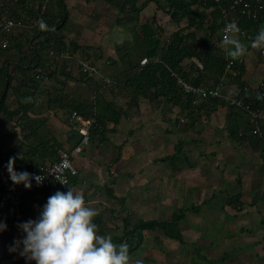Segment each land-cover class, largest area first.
<instances>
[{"label":"trees","instance_id":"16d2710c","mask_svg":"<svg viewBox=\"0 0 264 264\" xmlns=\"http://www.w3.org/2000/svg\"><path fill=\"white\" fill-rule=\"evenodd\" d=\"M257 1L264 3V0ZM168 3L172 8L173 21L180 24L185 20L186 26L179 27L165 40L160 36L161 30L151 28L145 31L143 28L144 53L139 55V59H146V63L142 66L139 62L132 64L128 56H124L119 59L123 70H108L99 79L94 74L73 67L72 62L61 59L63 54L68 53L74 60L88 62L95 67L91 49L77 46L68 38V12L64 0H0V23L12 20L22 25L12 28L6 35L7 44L0 47V123L12 125L7 133L0 134V178L8 174L6 165L9 159L20 153L24 159L15 161L14 170L31 174L34 166L56 161L59 151L69 152L77 146L81 138L69 121L72 111L94 119L88 141L92 145L105 142L106 135L115 132L122 117L138 109L140 98L147 99L153 106L175 108L178 116H192L206 105L212 108L226 106L220 99L200 100L197 105H191L190 96L177 85L174 76L196 86L214 87L224 75L227 54L222 45L218 5L213 0H169ZM225 4L226 1L222 3ZM41 20L47 26L44 29L39 27ZM263 21L264 12L256 20L240 19L237 25L240 31L255 36ZM10 52H14V59L7 58ZM232 60L233 69H238L239 75L228 74L226 78L235 85V91L233 94L226 93L223 88L222 94L242 98L243 104L259 110L258 125L264 131V81L260 87L248 89L241 81L243 70L240 64ZM105 79L112 82L110 87L104 83ZM81 87L89 91L87 98L81 95ZM227 107L229 114L247 116L242 108ZM48 113L68 128L62 140L59 139V131L51 124ZM59 113L64 115L63 119L58 116ZM109 125L112 128H108ZM228 129L230 138L239 143H250L253 147L264 143L251 135L248 118L240 132L237 126ZM262 151L264 155V147ZM179 153L180 149L177 148L176 153L167 160L175 165ZM183 159L188 163L187 158ZM75 178L70 179L71 185ZM234 183L231 195L222 198L221 206H229L239 213L244 205L241 201L240 177ZM12 185L0 186V192ZM228 187L225 186L227 192ZM106 192L110 198H116L110 189H106ZM259 193L255 190L251 195L253 204L264 199V194L259 197ZM39 194L50 197L54 192L44 189ZM118 200L121 203L125 201L124 198ZM20 206L15 210L10 227L0 231L3 252L0 262L8 260L12 264H26L16 260L9 251L14 241L21 240L16 229ZM189 208L198 211L200 206L191 205ZM186 213V208L181 207L172 213L168 221L141 220L124 215L120 217L119 226L110 225L99 213L93 222L98 225V234L111 235L116 244L126 243L131 255L141 246L144 232L159 231L167 239L184 243L180 223L185 220ZM110 214L113 215V210ZM22 247L20 245L19 249L22 250ZM29 264H35V261Z\"/></svg>","mask_w":264,"mask_h":264},{"label":"crops","instance_id":"0c3cea01","mask_svg":"<svg viewBox=\"0 0 264 264\" xmlns=\"http://www.w3.org/2000/svg\"><path fill=\"white\" fill-rule=\"evenodd\" d=\"M168 1L64 0L68 12V38L77 46L91 49L94 65L98 63L102 69L118 72L123 70L119 59L124 56H128L132 64L140 63L139 55L144 53L143 28L145 31H150L151 28L154 31L161 30L160 36L165 40L179 27L186 26L185 20L180 24L173 21L172 8ZM262 28L264 21L259 25L257 32ZM238 38L248 45L247 54L235 59L243 70L241 81L248 89L254 90L264 81V49L251 48L252 41L240 33ZM222 45L227 54L232 46H225L224 43ZM7 58L14 59V52L8 53ZM102 74L98 76L99 79L104 77ZM237 75L238 69L232 76ZM224 88L226 93L233 94L235 91V85L227 78ZM81 95L87 98L89 91L81 87ZM177 112L175 108H160L150 104L147 99L140 98L138 109H133L123 116L115 127V132L106 135L105 142L89 144L88 148L84 146L81 153H73L72 150L68 152L73 163L79 166L78 176H75L71 189L81 191L87 198L90 194L85 193V186L100 185L104 191L110 189L114 198H126L132 191L144 189L145 192H150L156 182L163 186L168 179L166 174L171 173L175 175L179 187L183 182L186 183V188L180 187L178 193L189 192V198H202L203 201L198 206L204 210L208 207L207 202L214 198L216 193L221 199L230 196L232 184L240 177L243 207L252 204L256 212L264 213V201L253 204L251 200L255 190L260 192L259 197L264 193V143L260 142L261 145L253 147L250 143H239L229 135L228 127L237 126L240 132L247 116L229 114L230 111L225 105H217L215 108L206 105L192 116H178ZM60 115L61 113L58 114ZM47 116L50 118L52 114L48 113ZM180 119H183V122H180ZM50 122L59 131V139L62 140L68 128L52 117ZM108 128H112V125ZM7 132V129H0L1 134ZM197 146L201 149L198 150ZM177 148L180 149L179 159L175 165L170 162L168 164L167 158L174 155ZM184 157L193 159L192 165L188 164ZM86 163L93 167L95 165L96 168L88 165L89 171L85 172L83 167ZM97 174L102 175V181H97ZM8 183H12L9 174L1 176L0 186ZM204 183L213 184L209 191L203 190L201 184ZM225 184L231 187L228 192L225 190ZM124 187H127L124 193L118 192ZM166 188L167 183L162 189ZM246 190L250 199L248 203L243 200ZM180 196L183 198L184 194ZM48 198L47 195H29L17 210L16 229L21 240L25 234L18 225L30 219L34 220L32 211L41 213ZM226 208L227 206L222 207L217 203L219 212L225 213ZM243 212L245 208H242L241 213ZM19 250L21 249L17 248L12 251L14 258L29 264L30 260L22 258ZM136 259L142 260L144 264H152L154 260L132 258L133 264ZM0 264L12 263L2 260Z\"/></svg>","mask_w":264,"mask_h":264},{"label":"rangeland","instance_id":"374dc122","mask_svg":"<svg viewBox=\"0 0 264 264\" xmlns=\"http://www.w3.org/2000/svg\"><path fill=\"white\" fill-rule=\"evenodd\" d=\"M95 65L99 69L96 77L100 76V73H108V70L102 69L98 63ZM60 118L63 119L64 115H60ZM11 126L8 122L3 125L0 123V129L10 130ZM88 146L89 144L85 145L87 148ZM197 148L201 149L199 146ZM192 160L190 158L188 161L190 165ZM88 165L93 167L86 163L83 171H89ZM75 166L78 172L79 166ZM103 172L106 174L105 168ZM166 176L168 179L163 184L164 186L167 183L166 190L162 189V184L156 182L153 183L150 192L138 189L139 191L128 193L123 203L119 202V197L110 198L100 185L85 186V193L90 196L84 199L88 206L96 208L102 214V218L112 226H119L120 217L124 215L134 219L168 221L172 213L181 207L186 208V218L180 223L184 243L167 239L159 231L144 232L141 246L130 255L131 258H154L152 264H264V213L256 212L252 204H247L250 202L247 190L243 198L247 202L246 207H243L245 208L243 213H236L228 206L225 213L219 212L217 203L222 204L223 200L221 197L218 198L217 193L207 202L208 207L204 210L192 211L188 207L191 205L197 207L203 201L202 198L195 199L192 196L189 198L191 195L189 192L178 193L180 187L186 188V183L183 182L179 187L175 175L170 173ZM97 177L98 182L102 181L101 174H97ZM201 185L203 190L209 191L213 184ZM126 188L118 192L122 194ZM228 188H231L230 185ZM182 194L183 198L180 196ZM263 201L264 199L259 200L257 204ZM31 214L35 216L34 220L40 215L39 211H32Z\"/></svg>","mask_w":264,"mask_h":264},{"label":"clouds","instance_id":"9594fccd","mask_svg":"<svg viewBox=\"0 0 264 264\" xmlns=\"http://www.w3.org/2000/svg\"><path fill=\"white\" fill-rule=\"evenodd\" d=\"M39 27L47 26L41 20ZM224 33V45L232 46L227 53L231 59L247 54L248 45L239 40L240 28L236 22L227 23ZM251 48L264 49V28L252 38ZM17 159H24L22 153L11 157L6 165L12 183L29 189L34 179L40 186L45 176L15 171ZM55 178L65 185L56 175ZM98 215L96 208L87 205L81 191L71 188L67 192L56 191L47 199L36 220L18 225L24 238L14 241L9 251H16L22 245L20 255L35 264H133L126 243L116 244L111 235L98 234V225L93 222ZM4 230L6 224L0 222V231ZM134 264H143V261L136 259Z\"/></svg>","mask_w":264,"mask_h":264},{"label":"built area","instance_id":"2783aa9c","mask_svg":"<svg viewBox=\"0 0 264 264\" xmlns=\"http://www.w3.org/2000/svg\"><path fill=\"white\" fill-rule=\"evenodd\" d=\"M218 5L220 10V20L222 22L221 39L225 35L224 28L229 22H236L243 18L256 20L264 12V3L260 1L248 0H213ZM226 1L225 5L222 3ZM44 9V7H43ZM22 26L21 22L7 20L0 23V47L5 46L8 42L6 35L12 28ZM240 34L247 40L252 41L255 37L250 33L240 31ZM61 59H66L73 63V67L82 70L84 73L94 74L98 73L96 67L90 65L88 62L76 61L68 53L62 55ZM146 59L140 61V65H144ZM234 61L230 57H226V65L224 75L214 87H206L202 85H193L185 79L174 75L176 77L177 85L182 91L190 96L191 105L195 106L200 100L220 99L226 106H233L242 108L246 112L248 122L251 126V135L264 142V131L258 125L260 116L259 110L252 108L249 104H243L242 98H237L229 94H222V89L225 86V80L228 74L234 75ZM71 68H68L70 70ZM104 83L110 87L112 82L105 79ZM69 121L72 129L80 136V143L72 149L73 153H81L84 146L88 144L90 136V128L94 123V119L86 118L76 111H72L69 116ZM183 122V119H180ZM54 173V174H52ZM31 174L44 175L45 179L37 186L35 180H31V188L26 189L23 184H13L10 188L0 192V222L6 224V230L13 223L15 217V210L24 202V200L32 194H39L42 190L48 189L50 192H67L71 188L72 177L77 175V169L74 165L68 151H59V156L56 161L46 162L34 166L31 169ZM64 181L61 184L56 180ZM5 231V230H4ZM2 246L0 244V258L2 256Z\"/></svg>","mask_w":264,"mask_h":264}]
</instances>
